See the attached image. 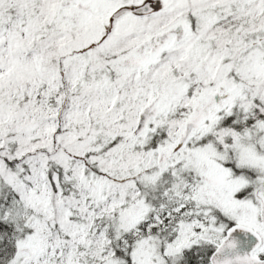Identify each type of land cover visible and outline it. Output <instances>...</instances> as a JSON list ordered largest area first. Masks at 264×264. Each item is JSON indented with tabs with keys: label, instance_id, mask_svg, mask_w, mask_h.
Here are the masks:
<instances>
[{
	"label": "snow or ice",
	"instance_id": "1",
	"mask_svg": "<svg viewBox=\"0 0 264 264\" xmlns=\"http://www.w3.org/2000/svg\"><path fill=\"white\" fill-rule=\"evenodd\" d=\"M0 264H264V0H0Z\"/></svg>",
	"mask_w": 264,
	"mask_h": 264
}]
</instances>
